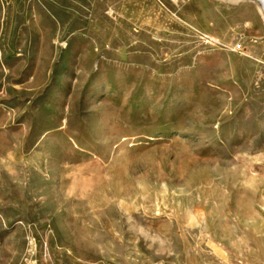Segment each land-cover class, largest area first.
Returning <instances> with one entry per match:
<instances>
[{
	"label": "rangeland",
	"instance_id": "1",
	"mask_svg": "<svg viewBox=\"0 0 264 264\" xmlns=\"http://www.w3.org/2000/svg\"><path fill=\"white\" fill-rule=\"evenodd\" d=\"M0 0V264H264V2Z\"/></svg>",
	"mask_w": 264,
	"mask_h": 264
},
{
	"label": "bare ground",
	"instance_id": "2",
	"mask_svg": "<svg viewBox=\"0 0 264 264\" xmlns=\"http://www.w3.org/2000/svg\"><path fill=\"white\" fill-rule=\"evenodd\" d=\"M260 1L264 2V0H260ZM262 2H261V3H262ZM260 9H261V11L264 13V9H263V8H260Z\"/></svg>",
	"mask_w": 264,
	"mask_h": 264
}]
</instances>
